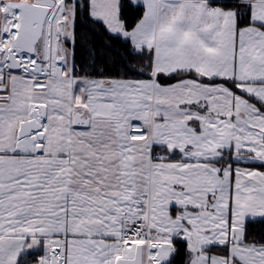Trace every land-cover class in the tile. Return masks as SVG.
<instances>
[{
	"label": "snow or ice",
	"instance_id": "1",
	"mask_svg": "<svg viewBox=\"0 0 264 264\" xmlns=\"http://www.w3.org/2000/svg\"><path fill=\"white\" fill-rule=\"evenodd\" d=\"M0 264H264V0H0Z\"/></svg>",
	"mask_w": 264,
	"mask_h": 264
}]
</instances>
